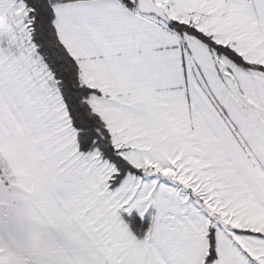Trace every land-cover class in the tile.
Returning <instances> with one entry per match:
<instances>
[{
  "label": "snow or ice",
  "instance_id": "snow-or-ice-1",
  "mask_svg": "<svg viewBox=\"0 0 264 264\" xmlns=\"http://www.w3.org/2000/svg\"><path fill=\"white\" fill-rule=\"evenodd\" d=\"M0 264H264V0H0Z\"/></svg>",
  "mask_w": 264,
  "mask_h": 264
}]
</instances>
